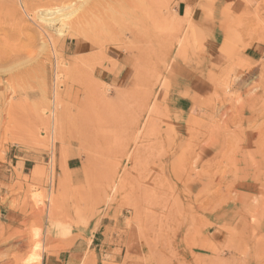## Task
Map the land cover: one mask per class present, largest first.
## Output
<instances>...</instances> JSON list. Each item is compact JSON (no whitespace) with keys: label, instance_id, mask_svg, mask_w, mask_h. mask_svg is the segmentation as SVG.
I'll list each match as a JSON object with an SVG mask.
<instances>
[{"label":"rangeland","instance_id":"obj_1","mask_svg":"<svg viewBox=\"0 0 264 264\" xmlns=\"http://www.w3.org/2000/svg\"><path fill=\"white\" fill-rule=\"evenodd\" d=\"M258 222L264 0H0V264H255Z\"/></svg>","mask_w":264,"mask_h":264},{"label":"bare ground","instance_id":"obj_2","mask_svg":"<svg viewBox=\"0 0 264 264\" xmlns=\"http://www.w3.org/2000/svg\"><path fill=\"white\" fill-rule=\"evenodd\" d=\"M62 9H64V8H61V9H54V10H45V11H42L41 13H38V16H37V19L39 18L43 23H45L46 24V26L48 25L49 27H53V22H55V20H56V18H49V17H47L48 15H51V14H54V13H57V12H59L60 10H62ZM57 21H58V19H57ZM52 29V28H51ZM54 29V28H53ZM56 30H55V33L56 34H58V36H64L63 35V29H61V28H59V29H57V28H55ZM40 30H42V28L40 29ZM46 31V30H45ZM44 33V32H43ZM49 33V32H48ZM64 33H66V31L64 32ZM153 33V32H152ZM45 34V33H44ZM43 34V35H44ZM148 34V33H147ZM40 35H41V33H40ZM46 35V34H45ZM69 35H70V33H69ZM148 36H150V35H148ZM47 37V36H46ZM48 37H49V39H47L48 41H51L52 39V37H51V35H49L48 34ZM43 38H44V36H43ZM154 38V37H153ZM46 39V38H45ZM44 39V40H45ZM151 40V39H150ZM51 43H52V41H51ZM168 43V42H167ZM54 94H55V92H53ZM52 128H55V124H54V121H53V127ZM51 128V129H52ZM53 133V132H52ZM56 135V134H55ZM54 135V136H55ZM53 140H55V139H53ZM57 140V139H56ZM53 145V144H52ZM255 162V161H254ZM175 174H177L176 172H175ZM57 197L55 196H51L50 197V208H49V211H50V213H51V215L54 213V209H55V207H57ZM254 225V224H253ZM240 226H241V224H240ZM231 228H232V226H231ZM242 228V227H241ZM247 228V227H246ZM252 228H254L255 230H256V232H254L255 230H252V232H254V234L256 233L257 235H252L251 236V238H250V240H251V242H250V244H252V246H253V248H255V250L254 251H258L259 252V254H260V258H259V261H258V263H255V264H264V222H258V223H255V225L252 227ZM247 239V238H246ZM262 247H261V246ZM256 248H258V250H256ZM18 264H20L19 262H17ZM24 264H25V262H24Z\"/></svg>","mask_w":264,"mask_h":264},{"label":"crops","instance_id":"obj_3","mask_svg":"<svg viewBox=\"0 0 264 264\" xmlns=\"http://www.w3.org/2000/svg\"><path fill=\"white\" fill-rule=\"evenodd\" d=\"M212 34H213V32H211L210 35L212 36ZM260 49H261L260 47L254 45V44L250 45L244 51L245 59L247 61L251 62V63L259 62V60H261V58H262ZM246 78H248V77H246ZM75 160H76V157L72 156L71 154H69L67 156V159H66V167L68 169H72L73 166H75V164H74ZM75 247H76V245L73 246V249H78V248H75ZM78 253H80V251H74L72 254L76 255ZM64 263H65V260H63L60 256L45 255L42 258V264H64Z\"/></svg>","mask_w":264,"mask_h":264}]
</instances>
